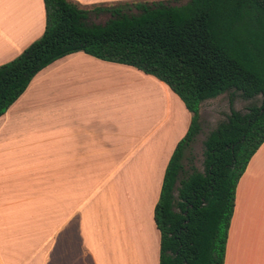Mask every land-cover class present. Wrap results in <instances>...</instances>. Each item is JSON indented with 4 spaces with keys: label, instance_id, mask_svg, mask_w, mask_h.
I'll use <instances>...</instances> for the list:
<instances>
[{
    "label": "crops",
    "instance_id": "1",
    "mask_svg": "<svg viewBox=\"0 0 264 264\" xmlns=\"http://www.w3.org/2000/svg\"><path fill=\"white\" fill-rule=\"evenodd\" d=\"M46 20L44 0H0V65ZM191 121L135 66L76 52L44 68L0 117V264H160L155 207ZM224 264H264V143L237 185Z\"/></svg>",
    "mask_w": 264,
    "mask_h": 264
},
{
    "label": "trees",
    "instance_id": "2",
    "mask_svg": "<svg viewBox=\"0 0 264 264\" xmlns=\"http://www.w3.org/2000/svg\"><path fill=\"white\" fill-rule=\"evenodd\" d=\"M44 3L43 35L0 65V117L39 72L72 53L156 76L192 114L155 207L160 264H224L237 185L264 143V0H141L91 8L73 0ZM101 13L110 15L104 23L91 21ZM225 93L253 102L245 112L232 109L208 134L203 171L192 160L187 167L203 102Z\"/></svg>",
    "mask_w": 264,
    "mask_h": 264
},
{
    "label": "rangeland",
    "instance_id": "3",
    "mask_svg": "<svg viewBox=\"0 0 264 264\" xmlns=\"http://www.w3.org/2000/svg\"><path fill=\"white\" fill-rule=\"evenodd\" d=\"M141 0H132L127 2H136ZM154 1V0H148ZM156 1V0H155ZM158 1V0H157ZM172 4H182L188 0H165ZM108 4V6L118 5ZM109 13H101L99 15L92 14L91 21L95 23H104L109 18ZM232 99V101H231ZM253 100H246L240 96V94H235L230 96L228 93L222 94L214 99H210L202 104L201 113V130L196 136L194 142L191 144L186 153L185 164L187 167L190 166V160L198 167L199 170L203 171V160H204V140L208 134L214 130L221 122L227 120L228 116L231 114V110H240L245 112L247 108L252 104ZM50 264H52L50 262Z\"/></svg>",
    "mask_w": 264,
    "mask_h": 264
}]
</instances>
